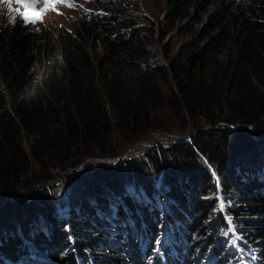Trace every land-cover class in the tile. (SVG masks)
<instances>
[{"label":"trees","instance_id":"1","mask_svg":"<svg viewBox=\"0 0 264 264\" xmlns=\"http://www.w3.org/2000/svg\"><path fill=\"white\" fill-rule=\"evenodd\" d=\"M180 2L169 0L171 28L190 16L189 7L208 0H188L184 9ZM132 3L111 2L112 9L121 12L125 30L114 17H85L40 33L26 30L19 21L13 28L3 26L0 201L11 194L27 196L34 182L25 177L32 169L49 173L77 167L89 157L117 158L116 137L128 141L126 147L144 140L154 128L169 131L163 115L178 118L183 129L189 121L195 123L187 130L195 135L166 147L152 145L146 157L138 155L119 165L115 159L117 168L113 165L110 174L118 178L99 173L92 186L80 188L68 203L70 231L56 215L57 208L46 205L51 203L46 193L31 205L37 212L13 222H3L5 211L13 209L7 206L11 202L6 204L0 213L2 256L28 259L29 264H127L128 259L131 264H193L205 245L198 235L214 232L219 243L221 233L229 230L223 214L215 227L207 221L214 211L220 213L218 200L206 199L208 188L217 189L212 170L224 200L240 202L237 208L227 206V212L233 219L241 215L248 220L235 222L238 231L261 237L263 252L246 246L243 256L249 264H264V226L249 219L264 221V197L254 193L256 186L264 187V166H246L261 165L251 157L232 164L251 133L253 143L264 142V0H221L212 16L195 19L206 23L203 30L192 27L193 41L176 54L166 50L160 59L147 47L150 38L142 25L133 27L139 16L130 11ZM149 30L153 37V23ZM98 48L102 51L96 55L93 50ZM81 170H87L85 165ZM162 170L164 181L154 188L150 174ZM78 172L72 171L74 177L83 179L85 173ZM55 175L40 180L48 184ZM132 180V185L125 184ZM15 204L29 213L35 210L27 203ZM148 221L155 228L143 250L146 237L141 234L133 244L134 228L140 230ZM164 223L170 230L165 238ZM103 234L106 244L101 248L91 239L103 240ZM113 236L125 243L114 242ZM157 241L164 251L145 253ZM213 247L217 250L208 243L205 249ZM219 248L221 260L241 264L235 260L239 255L231 256L224 244ZM119 250L128 258L117 254Z\"/></svg>","mask_w":264,"mask_h":264},{"label":"rangeland","instance_id":"2","mask_svg":"<svg viewBox=\"0 0 264 264\" xmlns=\"http://www.w3.org/2000/svg\"><path fill=\"white\" fill-rule=\"evenodd\" d=\"M80 2L85 3V0H78ZM125 3L128 2L129 0H124ZM133 3L130 5V11H134V13H136L139 17V21H140V26L139 28H142L145 32V36L147 38H150V41L147 44V47L150 49L151 52L154 53V56L157 57L158 59H160L162 57V55L165 54L166 50H171L172 49V53L176 54L179 50V48L185 43V42H191L194 40V38L196 36L192 35V27H197L200 30H203L205 23H206V19L204 20V22H197L195 19L198 17V19L201 17L205 18L207 16H212L215 12L216 6L220 3L221 0H208L207 3L202 4L199 3V5L196 6H191L189 7L188 5V0H181L180 2V7L181 8H185L187 5L189 7V14L190 16L188 18L184 17L180 20L177 21L176 25L171 28L170 26V21L169 18L167 17V13L169 11V0H131ZM231 1V0H228ZM210 2V3H209ZM10 3L11 6L13 8H17L19 10L23 9L22 4L18 3L17 0H0V31L2 30L3 26H9L10 28H13L16 25V21L21 22V26L22 27H26L29 28V30L31 32H37L40 33L43 30L45 31H51L52 28H54L56 25L61 26V25H68L70 26L71 24H73L77 19L80 18L79 13L76 9H79L78 7H69L67 6L65 3H57L55 6V10H48L45 11V4H39L38 6V10L40 12H43V14L46 13L47 16V21L43 24L42 27H33L32 24L30 23H25L22 20H20V16H19V11H15L14 9H12L10 7ZM60 9L64 10L65 12H68L67 14L64 13H60ZM59 13V14H58ZM111 17L116 18L117 20H120L121 22V26H124L122 23L124 22V20H122V17L115 14L114 12H112ZM199 21V20H198ZM153 23L156 27V32L155 35L153 37H151L150 33V24ZM196 23V24H194ZM118 26V25H117ZM116 27V26H115ZM181 28H185L183 30H181ZM102 49L98 48V49H94L93 53H96V55L101 54ZM166 114V113H164ZM163 119H165V122L167 123V128L170 129L169 131L166 130L165 128H154L152 129L150 132H148L145 135V139L144 140H140L143 143H139L140 141L131 143L129 145H127L126 147L124 145H126V140H123L120 137H116V139L113 141L114 146L116 147V149H118L117 153L119 154V156H117V158H93V157H89L86 160H84V163L80 164L77 167H72V168H66L64 170L62 169H56L57 171H49V173L45 172V170H37V169H32L30 170V173L28 176L25 177V181H29L30 182H34V186L32 185L30 188H28L26 191V194L30 195L32 192H34L35 190H39L38 194L40 195V199H43V196L46 193V195L49 197L47 202H51V203H46V205L48 204H52V207L57 208L56 209V215H59L60 221H65L66 227L68 231H70L69 227L70 224H68V215H66L68 209H67V205L69 202L73 201L74 196L75 199L78 197L77 196V191L86 186L85 191L87 189V187L89 185H93L95 178L98 177L96 176L97 174H103L104 176H109L110 172L113 170V167L115 166L117 168L116 165H114L112 162H114V160L116 159L115 162L117 163V165H119L120 162L126 160V159H130L133 158L135 156H141V157H146V155L144 154L145 151H147V148H150L152 145L155 147H159L161 144L166 147L167 145L171 144V139H176V138H180V137H185V136H189L192 135L194 133H188L189 131H187L188 129H192L194 128V126H196L195 123H191V121H189V123L186 125V128L183 129L182 128V122H180L178 120V118L176 117H171L168 118L166 115H163ZM224 123V122H223ZM222 124V123H220ZM225 124V123H224ZM242 124H237V126H239ZM210 127V126H209ZM204 128H207V126H205ZM200 132V131H199ZM180 133H186V134H180ZM198 133V132H197ZM252 133L250 134V136L248 137V139L244 138V144L242 145L244 147L243 150H241L237 157L234 156L235 160L233 161V165L236 163V161H239L240 159L243 158H247V157H251L254 160H258V162L261 163V165H256V163H249L246 166H252L253 169H258V167L264 166V146L262 148H258L259 144L257 143H253L252 142ZM188 141H191V139H189ZM125 142V144L123 145V143ZM137 146V147H136ZM136 147V148H135ZM144 154V155H143ZM148 159V158H147ZM231 164V163H230ZM237 164V163H236ZM85 165V168H87V170H81V167ZM114 165V166H113ZM72 170H76L79 171L78 173L82 174L85 173V175H83V179H77L76 177H74V174L72 173ZM264 169V167H262L260 170L262 171ZM260 170H258L256 172V175L259 176L260 174ZM75 172V171H73ZM152 172V171H151ZM47 174V175H46ZM51 174H56L54 180L52 182H50L48 186H45L47 183L43 182L44 179L51 175ZM108 174V175H107ZM164 171H158L156 173H151L150 177L152 178L151 183L154 182V188H156V186L164 181L163 175H164ZM211 174L214 177L213 179L216 182V191L213 192V189H209L208 188V194H207V198L211 200L213 203L215 201H219L220 205L225 206V202L223 201L224 198H220V189H221V184H220V179L218 176H215L211 170ZM113 178H118L117 174H110ZM40 178L43 179L40 180ZM128 178L125 179V181ZM250 179V183H253V176L249 177ZM79 182L82 181V183L80 182V184L75 185V182ZM133 180L132 181H128L125 184L127 186L132 185ZM38 184V185H36ZM145 184V182L140 183V187H143ZM31 185V184H30ZM36 185V187H35ZM156 185V186H155ZM103 186V185H101ZM23 187V186H22ZM27 187V186H25ZM35 187V188H34ZM256 190L254 191V193L257 196H261L264 197V187H259L256 186ZM46 188V189H44ZM146 188V187H145ZM144 188L143 192L146 193L147 190ZM26 189V188H25ZM45 190V191H44ZM15 194H11L8 197L12 198L11 196H14ZM26 196V195H24ZM18 198H22V195L18 196ZM39 199V200H40ZM74 199V200H75ZM3 201V200H1ZM0 201V202H1ZM41 201V200H40ZM11 203L7 206H11L13 209H11V212H6L4 210V205L5 203L0 206V213H3L5 211V213L3 214L5 219L3 222L7 223V222H13L16 221L20 218H23L25 216V214H33L35 212H37V209H35L34 207H28L31 209H35V210H30L31 213L28 212L27 209H23L22 204H15V202H18L17 200H11ZM114 202V200H112L110 203ZM147 204V202H146ZM229 204L231 206H239L240 202H235L232 203L231 201L229 202ZM161 208H163V205L161 206ZM4 210V211H3ZM3 211V212H2ZM9 211V210H8ZM216 217L218 216L215 215ZM164 220V215L162 214L161 217ZM215 218L212 216H209V218L207 220H209V223H211V225L213 224V227L218 223V220H214ZM250 220H256L254 224L257 225H261L264 226V221H259L258 218H249ZM242 221L245 222L247 219L244 216L239 215L236 219V221ZM245 220V221H244ZM3 223V224H4ZM246 223V222H245ZM244 223V224H245ZM246 226V224H245ZM163 227V226H162ZM212 227V226H211ZM232 231H230L233 236L234 239L233 243H236V241L238 240V238H236L235 235V230L234 228H231ZM256 231V230H255ZM163 235H165V231H163ZM247 235H241V239L243 241H245L246 243L248 242V240H250L252 238V242H250L249 247L251 249H254V251H262L261 248V237L260 236H253L254 234H256L253 231H248L247 230ZM228 233L225 235L220 236L221 239L222 238H227ZM104 239L103 240H96V239H91L93 241H95L97 243V245L101 248H103V246L106 244V238L105 235L103 234ZM214 232H210L209 234H201L198 235L199 239H202L204 243H213L216 244L218 246V241H214ZM112 239H116V240H121L123 241V243H125L124 240H122V238H118V237H110ZM27 242L29 241L28 237H25ZM32 239H35V241L37 240L36 237H33ZM260 240V241H258ZM134 247V246H133ZM78 250V247H76ZM80 250V249H79ZM237 250L240 251L241 249L239 247H237ZM164 251V248H162V242L156 246L153 247H149L146 250V253L148 255H154L157 254V252L161 253ZM201 251V250H200ZM117 254H123V257H127V254L124 250L121 251H117ZM207 259V252L206 250H202L201 252V256L198 260H196V264H205ZM6 260V258L4 257L3 260H0V264H2V261ZM186 260V259H185ZM127 264H131L129 259L127 260ZM12 264H17V263H12Z\"/></svg>","mask_w":264,"mask_h":264},{"label":"clouds","instance_id":"3","mask_svg":"<svg viewBox=\"0 0 264 264\" xmlns=\"http://www.w3.org/2000/svg\"><path fill=\"white\" fill-rule=\"evenodd\" d=\"M124 1V0H123ZM111 2H113V0H99V3H98V5L94 8V11L92 12V14L90 15V16H80V18L79 19H83V18H87V17H89V18H92V19H96L97 17L99 18V17H105V18H108V17H111V14H112V12H114L115 14H117V15H119L121 12H118V13H116L113 9H112V7H111ZM125 2V1H124ZM98 10H102L103 12H98ZM120 16V15H119ZM111 18H113V17H111ZM113 19H115V18H113ZM22 20V19H21ZM23 22H25V20H22ZM45 21H47V16H46V20ZM44 21V22H45ZM44 22H39L38 24L39 25H37V26H35V27H42L43 26V24H44ZM140 25V21H139V19H136L135 21H134V24H133V27H137V26H139ZM34 27V28H35ZM24 28H26V27H24ZM122 29L123 30H125V26H123L122 27ZM26 30H29V28H26ZM192 139V138H191ZM49 184V183H48Z\"/></svg>","mask_w":264,"mask_h":264},{"label":"water","instance_id":"4","mask_svg":"<svg viewBox=\"0 0 264 264\" xmlns=\"http://www.w3.org/2000/svg\"><path fill=\"white\" fill-rule=\"evenodd\" d=\"M222 124H224V123H222ZM239 126H241V125H239ZM245 126H247V125H245ZM205 129L206 128H203L200 131H204ZM194 135L195 134H192V135H189V136H185V137L176 138V139H171V141H174V142L177 141V142H179V141H183V140H189V139L193 138ZM139 143H143V142L140 141L137 144H139ZM256 143L259 144V145H261L258 148H262L264 146V142L263 141H258ZM71 171H77V169L76 170L75 169L74 170L71 169ZM48 185H50V184H46L45 186H48ZM39 190L40 189L35 190L34 192H32L30 195H27V196H23L22 195V198L21 199L18 198V195L11 196L12 198H10V197L7 196L4 199H2L3 201L0 202V206H2L4 203H5V205L6 204H9L11 200H17L19 203H27L30 207H32L31 206L32 203H34L35 201H37L39 199V197H40L39 194H38Z\"/></svg>","mask_w":264,"mask_h":264},{"label":"snow or ice","instance_id":"5","mask_svg":"<svg viewBox=\"0 0 264 264\" xmlns=\"http://www.w3.org/2000/svg\"><path fill=\"white\" fill-rule=\"evenodd\" d=\"M17 2L24 4L26 7L32 8L34 7L36 0H17ZM57 3H65L69 7L75 6L70 2V0H44V4H45L44 10L45 11L55 10V6ZM33 16H34V19H42L43 12L34 13ZM25 19H27V17H25ZM29 22H33V21L30 20ZM229 231H232V229H229ZM157 244L159 245V241H157Z\"/></svg>","mask_w":264,"mask_h":264},{"label":"bare ground","instance_id":"6","mask_svg":"<svg viewBox=\"0 0 264 264\" xmlns=\"http://www.w3.org/2000/svg\"><path fill=\"white\" fill-rule=\"evenodd\" d=\"M143 235H145V234H143ZM202 251V250H201Z\"/></svg>","mask_w":264,"mask_h":264}]
</instances>
